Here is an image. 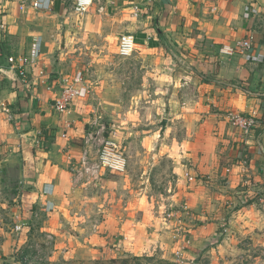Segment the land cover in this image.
I'll return each instance as SVG.
<instances>
[{
    "label": "crops",
    "instance_id": "crops-1",
    "mask_svg": "<svg viewBox=\"0 0 264 264\" xmlns=\"http://www.w3.org/2000/svg\"><path fill=\"white\" fill-rule=\"evenodd\" d=\"M34 1L0 0V25L5 24L0 30V101L12 111L11 119L0 112L2 238H7L10 227L13 235L26 239L35 228L57 230L62 217L68 214L71 219V206L79 204L77 188L86 185L84 174H78L83 173L86 129L92 120L90 106L82 98L68 113L59 114L53 101L62 89L61 79L71 82L75 76L64 73L66 53L62 51L75 41L84 44L92 34L104 38L103 44L109 49L115 44L118 48L121 36L130 34L135 37L136 51H170L182 65L181 75L175 79L183 90L178 107H171V115L195 129L196 147L190 144V148L199 173L211 165L210 154L203 153L206 141L214 145L219 142L221 147L236 143L229 183L217 190L231 195L244 190L249 195L264 196V0H232L225 8L205 0H94L84 13L74 10L77 0H40L44 9H34ZM246 6L256 10L249 18L245 16ZM163 39L169 42L164 45ZM244 39H252L249 54L257 60H248L239 52H223ZM9 57L25 60L24 74L10 67ZM71 63L74 66L75 62ZM168 79L172 77L160 76L162 81ZM232 111L257 115L259 126L249 137L231 133L234 129L224 118ZM211 130L213 135L208 132ZM185 143L183 148L188 147ZM109 179L103 175L99 183L104 195L106 185L122 188V182ZM210 203L202 194H196L190 203L191 208L200 210L194 219L204 223L193 233L191 259L201 250L206 252L201 242L215 236V226L221 224V217L214 219L213 213L206 211L209 217L205 213ZM97 208L104 209L100 217L104 224H126L121 211L116 210L120 203L110 208L105 200ZM14 227L23 233H15Z\"/></svg>",
    "mask_w": 264,
    "mask_h": 264
},
{
    "label": "rangeland",
    "instance_id": "rangeland-1",
    "mask_svg": "<svg viewBox=\"0 0 264 264\" xmlns=\"http://www.w3.org/2000/svg\"><path fill=\"white\" fill-rule=\"evenodd\" d=\"M231 1L205 3L225 8ZM85 41H75L62 51L66 53L64 73L71 77L83 72V85L88 89L92 120L87 124L86 138L91 142H84V148L92 151L94 163L97 152L102 153L107 143L117 146L116 153L126 160L125 171L107 169L91 181L83 178L86 185L77 188L79 204L71 206V219L68 214L62 217L57 230L35 228L26 239L8 228L7 238L0 236V264H264V202L259 200L264 196L247 193L248 202H243V194L217 190L229 183L236 143L221 147L219 142L206 141L203 153L210 154L211 165L199 173L190 148V144L196 147L195 129L171 115V107H178L183 94L175 79L181 75L180 62L163 48L135 50L123 56L116 44L105 48L99 35L92 34ZM168 42L162 40L164 45ZM165 75L172 80H160ZM230 113L224 119L234 129L231 133L243 137L227 119ZM208 132L213 135L212 130ZM184 142L187 148H183ZM103 175L112 182H122V188L106 185L107 193L102 194L99 183ZM196 194L209 197L211 206L204 211L213 213L214 219L221 217V224L215 226V236L201 242L206 252L201 250L193 260L189 257L194 248L192 236L195 229L204 226L202 219H194L200 210L190 207ZM235 198L237 204L232 201ZM105 200L110 208L121 204L116 210L121 211L126 224L100 220L105 213L97 207ZM14 232L23 233L20 227H14ZM179 251L183 253L181 260Z\"/></svg>",
    "mask_w": 264,
    "mask_h": 264
},
{
    "label": "built area",
    "instance_id": "built-area-1",
    "mask_svg": "<svg viewBox=\"0 0 264 264\" xmlns=\"http://www.w3.org/2000/svg\"><path fill=\"white\" fill-rule=\"evenodd\" d=\"M192 1H199V0H192ZM94 2V0H77V5L75 7V10L77 13H84ZM32 7L34 9H44V5L41 3L40 0L34 1L32 3ZM45 9H48L46 6ZM139 13V10L138 12ZM256 13L255 9H252L251 6L245 7V16L246 18H249L251 14ZM137 15V14H136ZM5 29V24L1 23L0 30ZM253 48V41L252 39H244L242 41H238L234 46L225 47L223 49V52L233 55L236 52L245 54L249 59L257 60L256 57H253L249 54V52ZM136 50V42L135 37L133 35L127 34L121 36L119 40V52L123 56L131 55ZM8 64L13 70H21V74H24L22 71V67L25 64V60H19L17 61L13 57H9L7 59ZM84 75L83 72H78L75 74V76L72 78L71 82H68L66 78H62V89L60 90L59 94L55 97L53 101V108L54 110L59 114H65L70 111L75 101L79 99H84L88 95V89L83 85L84 84ZM0 112L4 113L8 116L9 119L12 118V111L4 103V101H0ZM227 119L232 123V125L240 129L244 135V137H249L252 132L259 126V119L257 118V115H244L239 112H231ZM91 142V138H85V143L88 145ZM114 147V148H113ZM117 146L107 143L105 145L103 152L101 151L97 152V161L94 163H91L92 160H95L92 156V151H90L88 148L84 149L82 153V165H83V173L79 172V176L81 174H84L85 178L88 181L92 180V177L97 176L99 177V174H101L104 170H111L113 172H124L126 168V160L118 155L115 151ZM92 158V159H90ZM242 172L246 173V166L243 163ZM241 166V167H242ZM190 181H193L194 179L192 177H189L187 175ZM84 178V177H83ZM245 185H248V181H245ZM248 192L242 191L241 196L243 202H248ZM262 203L264 202V199H259ZM52 238V237H51ZM52 240V239H51ZM178 259H182L183 253L182 251L177 252Z\"/></svg>",
    "mask_w": 264,
    "mask_h": 264
}]
</instances>
